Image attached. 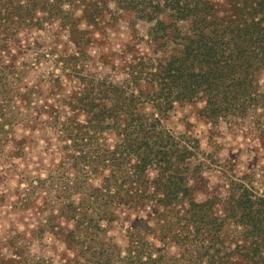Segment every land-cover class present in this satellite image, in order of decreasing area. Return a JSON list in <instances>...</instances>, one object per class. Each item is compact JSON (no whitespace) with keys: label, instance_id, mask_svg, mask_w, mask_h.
Returning <instances> with one entry per match:
<instances>
[{"label":"trees","instance_id":"obj_1","mask_svg":"<svg viewBox=\"0 0 264 264\" xmlns=\"http://www.w3.org/2000/svg\"><path fill=\"white\" fill-rule=\"evenodd\" d=\"M109 15L149 24V53L123 52L119 81L80 66ZM54 22L74 48L55 57L71 88L40 123L59 157L44 177L23 175L43 189L38 219L30 236L0 239V264H264V191L230 177L224 195L197 199L198 143L161 124L175 104L199 103L208 121L248 120L264 139V0H0V156L6 141L22 156L13 133L35 117L21 110L63 88L34 75L52 52L22 43ZM46 234L56 258L32 249Z\"/></svg>","mask_w":264,"mask_h":264},{"label":"rangeland","instance_id":"obj_2","mask_svg":"<svg viewBox=\"0 0 264 264\" xmlns=\"http://www.w3.org/2000/svg\"><path fill=\"white\" fill-rule=\"evenodd\" d=\"M109 6L113 7L111 4ZM113 17V15L111 18L110 15L107 16L101 29L94 30L92 43L88 45L86 58L82 63L80 62V66L82 65V71L85 73L108 74L114 81H119L123 78L120 63L123 57L127 59L130 57L127 52L125 55L123 52L128 50L131 55L149 53L147 46L149 24L134 18L132 21L125 17L114 19ZM24 38L26 42H22L23 44L36 41L52 52L47 59L41 60L40 67L34 75L57 74L61 76L60 80L64 84L58 94L53 95H46L42 87V94L38 97L34 96L30 106L21 110L29 119L35 117V121L19 125L13 133L16 140H23V143L19 144L23 152L22 156L6 155L13 147L11 141H6L3 148L4 154L0 156V193L4 194V197L0 198V239H10L19 232L30 236L27 232L33 228V224L38 219V215L34 214V205L40 203L43 189H37L32 193L31 189H26L28 187L26 181L21 179L23 175L33 178L44 177L48 167L58 161L55 136L46 125L40 123L47 119L44 105H59L58 99L67 94L71 88L70 82L60 70L61 62L55 61L57 55H69L74 49L67 40L66 31L59 29L57 22H54L45 25L43 29L30 30L23 36ZM26 57L29 60V57ZM103 57L107 59L104 63L101 60ZM111 63L115 65L114 71L110 70ZM32 75L33 73L30 72L27 76L37 84L36 76ZM259 86L264 90L263 76H260ZM59 107L60 113L68 112L64 107ZM200 107L199 103L175 104L161 119V124L173 134L188 135L198 143L200 159L204 162V166L199 172V178L194 182L196 198L203 199L208 195L221 197L226 192V183L230 177H242L258 192L264 191V139L258 137L259 131L251 125L249 127L248 120L236 122L219 120L215 123L208 121L199 114ZM25 194L26 197L28 196L26 203L20 199L25 197ZM117 231L116 228L110 233ZM59 247H61L59 243L51 240L49 234H46L40 244L34 242L32 249L37 255L56 258L53 250ZM0 254L6 256L8 251L1 247Z\"/></svg>","mask_w":264,"mask_h":264}]
</instances>
